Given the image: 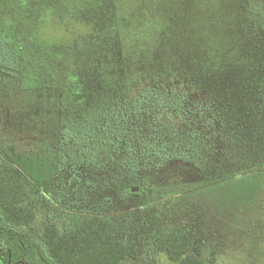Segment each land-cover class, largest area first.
Wrapping results in <instances>:
<instances>
[{"label": "trees", "instance_id": "16d2710c", "mask_svg": "<svg viewBox=\"0 0 264 264\" xmlns=\"http://www.w3.org/2000/svg\"><path fill=\"white\" fill-rule=\"evenodd\" d=\"M0 99L34 142L0 148V264H124L140 249L112 212L45 223L37 258L38 195L74 164L125 175L98 185L117 212L263 172L264 0H0ZM172 162L190 183L157 180ZM144 240L170 264H218L181 227Z\"/></svg>", "mask_w": 264, "mask_h": 264}, {"label": "rangeland", "instance_id": "374dc122", "mask_svg": "<svg viewBox=\"0 0 264 264\" xmlns=\"http://www.w3.org/2000/svg\"><path fill=\"white\" fill-rule=\"evenodd\" d=\"M9 115L0 99V148L13 143L27 151L34 146L33 137L30 133L23 134L21 124L12 122L14 118ZM167 167L157 180L171 181L175 185L189 182L191 176L186 166L172 162ZM73 170L74 178L66 173L59 177L58 182L67 187L62 192L38 195L35 222L24 232L27 244L35 253L40 248L38 235L45 223L54 222L62 229L72 211L112 212L120 227L119 238L134 240L140 249L136 259H127L124 264H170L165 254L154 253L144 240L146 235L168 227H181L195 244L201 245L205 262L215 257L218 264H264V171L217 184L182 199L155 203L148 210L136 207L117 212L120 196L110 197L109 189L98 185L107 176L110 181L123 184V173L112 174L111 168L92 170L75 164ZM70 179L72 184H69ZM153 213L159 216V221L151 230L144 229Z\"/></svg>", "mask_w": 264, "mask_h": 264}, {"label": "flooded vegetation", "instance_id": "af4514ba", "mask_svg": "<svg viewBox=\"0 0 264 264\" xmlns=\"http://www.w3.org/2000/svg\"><path fill=\"white\" fill-rule=\"evenodd\" d=\"M35 255H36L37 258L39 257L37 253H35Z\"/></svg>", "mask_w": 264, "mask_h": 264}]
</instances>
